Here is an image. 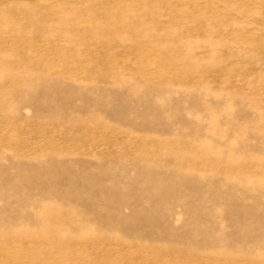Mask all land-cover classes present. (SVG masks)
I'll use <instances>...</instances> for the list:
<instances>
[{"label": "rangeland", "instance_id": "obj_1", "mask_svg": "<svg viewBox=\"0 0 264 264\" xmlns=\"http://www.w3.org/2000/svg\"><path fill=\"white\" fill-rule=\"evenodd\" d=\"M0 264H264V0H0Z\"/></svg>", "mask_w": 264, "mask_h": 264}]
</instances>
